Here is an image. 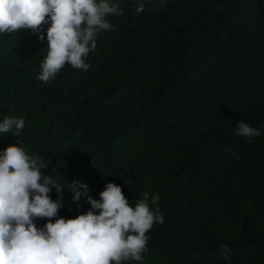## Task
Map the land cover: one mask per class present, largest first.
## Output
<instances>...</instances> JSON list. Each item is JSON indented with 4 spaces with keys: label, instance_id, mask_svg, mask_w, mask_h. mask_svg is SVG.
<instances>
[{
    "label": "trees",
    "instance_id": "trees-1",
    "mask_svg": "<svg viewBox=\"0 0 264 264\" xmlns=\"http://www.w3.org/2000/svg\"><path fill=\"white\" fill-rule=\"evenodd\" d=\"M135 6L121 0L124 15L108 17L115 30L98 35L87 71L66 64L46 84V31L0 34V120L25 119L24 147L64 185L51 193L61 216L91 207L73 202L74 180L96 199L115 182L132 205L159 194L165 219L144 264H264V0ZM241 120L262 134L237 136Z\"/></svg>",
    "mask_w": 264,
    "mask_h": 264
},
{
    "label": "clouds",
    "instance_id": "clouds-1",
    "mask_svg": "<svg viewBox=\"0 0 264 264\" xmlns=\"http://www.w3.org/2000/svg\"><path fill=\"white\" fill-rule=\"evenodd\" d=\"M156 0H135V12ZM121 0H0V34L31 30L40 41L47 39V55L37 79L45 84L56 79L66 65L87 71L90 52L103 31H114L108 19L124 15ZM45 26L47 28L45 29ZM23 117L0 120V134L12 133L15 143L0 149V264H144L147 233L164 223L159 194L145 192L132 205L121 185L107 181L99 199L87 183L74 180L67 187L79 205L82 197L91 207L74 217L61 216L63 197L52 198L53 187L64 185L45 174L49 164L32 155L21 138ZM237 136H260L261 130L246 120L237 121ZM235 155V153H234ZM151 197V199H149ZM47 218L38 226L37 220ZM225 260L230 247L221 245Z\"/></svg>",
    "mask_w": 264,
    "mask_h": 264
}]
</instances>
